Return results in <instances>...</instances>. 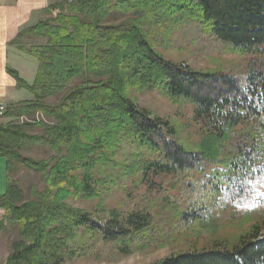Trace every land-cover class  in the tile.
I'll list each match as a JSON object with an SVG mask.
<instances>
[{
    "label": "trees",
    "instance_id": "1",
    "mask_svg": "<svg viewBox=\"0 0 264 264\" xmlns=\"http://www.w3.org/2000/svg\"><path fill=\"white\" fill-rule=\"evenodd\" d=\"M238 55L264 47V0H59L14 45L38 62L33 100L0 116L7 189L0 229L13 233L6 264H66L105 247L122 256L215 232L221 206L264 181V72L244 79L167 60L182 28ZM20 87L25 83L18 78ZM132 91L158 92L203 125L189 148L176 127L139 108ZM26 152H41L34 158ZM161 185L134 207L107 201ZM26 185V186H25ZM72 201L96 202L91 211ZM264 222L237 237L152 264H264Z\"/></svg>",
    "mask_w": 264,
    "mask_h": 264
},
{
    "label": "rangeland",
    "instance_id": "2",
    "mask_svg": "<svg viewBox=\"0 0 264 264\" xmlns=\"http://www.w3.org/2000/svg\"><path fill=\"white\" fill-rule=\"evenodd\" d=\"M170 41L171 43L167 45L163 44L161 39L158 38L155 41L157 50L167 60L183 64L198 71L232 75L241 80L244 79L250 68L264 72V47L254 54L238 55L231 53L225 44L203 35L197 27L193 26L182 28ZM131 95L139 108L145 109L153 115L172 123L178 131L179 142L184 146L189 148L200 141L203 125L195 122L191 107H185L179 113V110L158 92L139 93L132 91ZM41 120L44 119L40 118ZM19 122L22 124L26 121L22 122V119L18 121L5 117H2L0 120V123L4 125L17 124ZM26 155L34 158L44 157V153L41 152H26ZM0 162H3V159ZM2 177L5 178L6 175L3 167L0 166V185L2 184ZM172 179L173 177L168 176L155 178L154 184L156 189L150 193L149 188L142 186L140 189L132 190L129 196L123 192L117 193L107 203L115 204L114 206L116 207L117 205L119 208H126V206L134 207L142 203V198L145 195L161 201L162 195L160 192L162 190L160 186H165V183H168ZM2 185L4 194L7 189V182ZM255 189H247V193L242 194L240 197L234 194L227 200V204L221 206L218 210L215 222L217 226L216 231L205 233L200 240H197L198 238L183 239L167 247L153 248L149 252L136 253L130 256H122L118 252L111 250L110 247H105L99 253L89 258L69 261L66 264H152L174 253L187 251L193 247H198L199 249L210 248L216 240L229 239L232 242V246H234L237 244V237L243 231L249 230L257 221L264 222V181H260L258 187ZM72 203L78 208L89 211L93 210V206L97 204L96 202L81 201H72ZM3 218L0 219V226ZM262 234H264V225ZM14 239L13 233L0 229V264L7 263L8 256L11 253V242Z\"/></svg>",
    "mask_w": 264,
    "mask_h": 264
},
{
    "label": "crops",
    "instance_id": "3",
    "mask_svg": "<svg viewBox=\"0 0 264 264\" xmlns=\"http://www.w3.org/2000/svg\"><path fill=\"white\" fill-rule=\"evenodd\" d=\"M55 1L59 0H0V105L6 110L33 100L29 89L35 84L38 72L37 60L14 45V41L23 30L43 22ZM18 78L24 81V87H20ZM0 166L5 170L4 184L7 182L5 159ZM3 192L2 185L0 197L5 195ZM4 215L5 211L0 209V219Z\"/></svg>",
    "mask_w": 264,
    "mask_h": 264
},
{
    "label": "built area",
    "instance_id": "4",
    "mask_svg": "<svg viewBox=\"0 0 264 264\" xmlns=\"http://www.w3.org/2000/svg\"><path fill=\"white\" fill-rule=\"evenodd\" d=\"M6 112V107L4 105H0V116H3ZM40 118H42L41 116H37L35 120H29L28 118H22V122L23 121H26V122H29V123H37V122H40Z\"/></svg>",
    "mask_w": 264,
    "mask_h": 264
},
{
    "label": "snow or ice",
    "instance_id": "5",
    "mask_svg": "<svg viewBox=\"0 0 264 264\" xmlns=\"http://www.w3.org/2000/svg\"><path fill=\"white\" fill-rule=\"evenodd\" d=\"M237 264H239L238 258H237Z\"/></svg>",
    "mask_w": 264,
    "mask_h": 264
}]
</instances>
